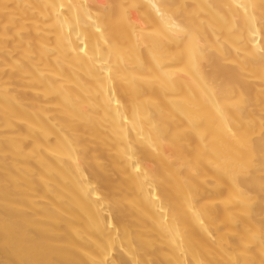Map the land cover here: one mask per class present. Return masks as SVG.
Wrapping results in <instances>:
<instances>
[{
  "label": "bare ground",
  "instance_id": "6f19581e",
  "mask_svg": "<svg viewBox=\"0 0 264 264\" xmlns=\"http://www.w3.org/2000/svg\"><path fill=\"white\" fill-rule=\"evenodd\" d=\"M0 264H264V0H0Z\"/></svg>",
  "mask_w": 264,
  "mask_h": 264
}]
</instances>
